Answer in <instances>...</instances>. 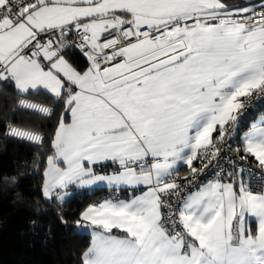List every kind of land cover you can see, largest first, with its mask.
I'll return each mask as SVG.
<instances>
[{"label":"snow or ice","instance_id":"1","mask_svg":"<svg viewBox=\"0 0 264 264\" xmlns=\"http://www.w3.org/2000/svg\"><path fill=\"white\" fill-rule=\"evenodd\" d=\"M0 98L55 121L32 162L44 201L114 193L73 222L79 264H264V113L245 119L264 100V0H0ZM0 125L45 146L42 125Z\"/></svg>","mask_w":264,"mask_h":264},{"label":"trees","instance_id":"2","mask_svg":"<svg viewBox=\"0 0 264 264\" xmlns=\"http://www.w3.org/2000/svg\"><path fill=\"white\" fill-rule=\"evenodd\" d=\"M228 3L242 5L236 0H228ZM77 63L84 65L86 61L79 58ZM13 103L12 99L0 98V110L7 114V119H25L33 125H42L46 141L41 149L0 136V175L18 179L16 185L0 184V264H79V253L87 247L90 236L80 232L73 222L86 204L114 193L106 188L89 191L72 187L62 206L55 201L50 204L44 201L38 191L41 176L34 172L32 162L40 152L45 156L51 154L48 133L54 131L55 121H43L19 113L13 116L8 111ZM258 113H264V103L250 111L245 119L248 122ZM17 192L20 193L19 198ZM125 195L127 193H121L122 197ZM61 215L68 221L66 226L59 219ZM32 220L37 221L35 230L30 226ZM49 229L52 238L45 244Z\"/></svg>","mask_w":264,"mask_h":264},{"label":"crops","instance_id":"3","mask_svg":"<svg viewBox=\"0 0 264 264\" xmlns=\"http://www.w3.org/2000/svg\"><path fill=\"white\" fill-rule=\"evenodd\" d=\"M236 1L242 3V5H243L245 2H247V0H236ZM260 114H262V113H258L257 115H254L253 117H251V119H250L248 122L250 123L251 120H252L253 118L259 116ZM184 172H187V167H186V166H182V167L180 168V174L182 175V173H184ZM73 188H74V187H73ZM98 188H106V189H109L107 186H101V187H98ZM74 189H75V188H74ZM78 190H88V189H78ZM109 190H110V189H109ZM69 192H70V191H69ZM122 198H123V197H122ZM80 232L85 233V234H88V232L85 231V230H80ZM88 235H89V234H88ZM89 236H90V235H89ZM90 239H91V237H90Z\"/></svg>","mask_w":264,"mask_h":264},{"label":"built area","instance_id":"4","mask_svg":"<svg viewBox=\"0 0 264 264\" xmlns=\"http://www.w3.org/2000/svg\"><path fill=\"white\" fill-rule=\"evenodd\" d=\"M263 103H264V100H254V101H253V104L255 105V108H257L258 106L262 105ZM255 108H253V109H255ZM253 109H251L250 111H252ZM250 111L248 112V114L250 113ZM248 114H247V116H248ZM247 116H246V117H247ZM9 139L16 140V139H13V138H9ZM16 141H18V140H16ZM19 142H20V141H19ZM23 143H25V142H23ZM26 144H28V143H26ZM233 146H235V144H234ZM220 164H221L222 166L227 167V161L224 160V159H221V160H220ZM196 166L199 167V164L197 163ZM212 171H214V169L210 168V169H209V172H212Z\"/></svg>","mask_w":264,"mask_h":264},{"label":"rangeland","instance_id":"5","mask_svg":"<svg viewBox=\"0 0 264 264\" xmlns=\"http://www.w3.org/2000/svg\"><path fill=\"white\" fill-rule=\"evenodd\" d=\"M67 198V197H66Z\"/></svg>","mask_w":264,"mask_h":264}]
</instances>
